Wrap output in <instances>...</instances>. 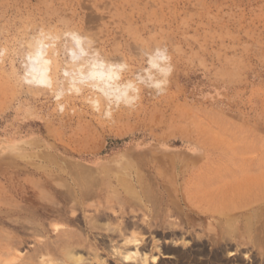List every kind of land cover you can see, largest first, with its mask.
<instances>
[{
  "label": "rangeland",
  "instance_id": "1",
  "mask_svg": "<svg viewBox=\"0 0 264 264\" xmlns=\"http://www.w3.org/2000/svg\"><path fill=\"white\" fill-rule=\"evenodd\" d=\"M37 47L41 83L26 75ZM96 61L113 88L84 74ZM260 197L264 0H0V264H53L66 246L131 264L110 251L133 233L158 255L168 227L184 249ZM97 210L113 218L91 229ZM127 221L141 226L118 232Z\"/></svg>",
  "mask_w": 264,
  "mask_h": 264
},
{
  "label": "bare ground",
  "instance_id": "2",
  "mask_svg": "<svg viewBox=\"0 0 264 264\" xmlns=\"http://www.w3.org/2000/svg\"><path fill=\"white\" fill-rule=\"evenodd\" d=\"M73 40H74V42L79 41L78 38H75ZM50 56H51V54H50ZM26 62H27L26 75L28 76L29 79H31L32 81H34L36 83H41V82L47 80L48 78H50L49 74H50L51 67H52V59L47 55V53L45 51H42V49L40 47H37L36 49H34V51L29 55V59ZM84 65L85 64L82 62L77 63V66L82 73H83ZM114 72L115 71H113V69L111 67L107 66L104 62L96 61V62H92L91 64H89L88 69H87L86 73H84V74L88 75L93 80L100 82L102 85H107V86L113 88L112 86H115V81H114V78H115L114 75L115 74H114ZM83 78H84V76H83ZM167 176H169V175H167ZM124 185H125V188H127V190L132 192L133 188L130 184L124 183ZM134 185H136V184H134ZM150 186H151V184H150ZM171 191H173V189ZM76 194H77V192H76ZM121 194H123V193H121ZM80 202L82 203V201H80ZM165 204H166V206H168V208H167L168 212H170V211L173 212L178 208V206L172 202H167ZM149 209L150 208H148V210ZM233 209L239 210V213L236 215L235 214L236 212L230 213V214H228V212H226L227 214L225 216H227V215H229V216L226 217L225 225L223 224V227H220L217 224L216 230L215 229H207V230L203 231L206 241L204 239L202 240V237L199 236V237H197V239H198L197 244L193 243L194 245H192L190 247L185 248V246H187L188 244L184 243V245H183L184 249L179 248L177 245H178V241L180 238L177 237V231L176 230L169 231V232L167 231V233H166L165 231L168 228V227H166L163 229L164 238L171 237V241H173V244L175 246H171L170 244H167L166 242H164L163 243L164 247L161 246V247H163V249H162V248H160V245H158V244L155 245L156 246L155 248L159 250L158 255H154L151 252L149 254V253L143 251L145 249V246L143 244L144 240L141 238V236H142L141 233H136V232L133 233L130 238H125L124 249H121L122 247L121 248L119 247L121 245L113 246L114 250H112L110 252H112L113 255L122 257L121 260L124 259V260H126V263L128 262L131 264H169V262L167 263V261L163 259V258H166L167 256L175 257L174 258L175 261L173 262V264H250V263L251 264H264V198L260 197V199L256 202L241 201ZM148 212L150 213V211H148ZM182 213H184V212H182ZM160 217H158V218H160ZM196 217L200 220H202L203 218L206 219L207 213H206V211H201L198 213L196 212ZM109 218H113V215L106 213L105 211H102V210H97L96 215L92 219H90V218L87 219V223L90 224L91 229H98V228H102V226L97 224V222L102 221V219H103V222H105L104 220H106V219L109 220ZM75 219H74V221H75ZM84 223H85V221H84ZM201 224H203V223H201ZM79 225H81V224H79ZM199 225H200V223H199ZM208 225H209V223H208ZM133 226H135V228L137 229L141 226V224L138 223L137 221H135V222L127 221L124 223V226H120V228H118L117 231L124 233L126 229L128 230V228L130 229V227H133ZM149 226H150V223H149ZM200 227H201V225H200ZM88 231H90V230H88ZM93 237H91V238H93ZM85 238H86V235H85ZM100 238H102V237H100ZM111 239H113V236ZM113 240H111V241H113ZM101 244L104 245V247L105 246L107 247V243H105V241H102ZM129 244H133V246H134V250L131 252H129L130 250H128ZM245 246L248 247V250L251 247V249H253L255 252V256L249 257V256H247V254L246 255L244 254L245 256L241 258L240 254L242 253L241 251L243 248H245ZM231 249H234V250L236 249L235 250L236 252L231 251ZM6 251H8V250H6ZM103 252H104V250H103ZM237 253H239V254H237ZM93 255H94V260H96L97 262H100V264H108L106 260H103L102 258L99 257L98 250H96ZM138 255H140V256L138 257ZM247 258L249 259L250 263H247V262L241 263L242 261H245V259H247ZM86 260H87V258H84L76 250V247L66 246L62 250L61 261L54 263V261H55L54 260L53 264H85ZM44 264H51V263L47 262Z\"/></svg>",
  "mask_w": 264,
  "mask_h": 264
}]
</instances>
